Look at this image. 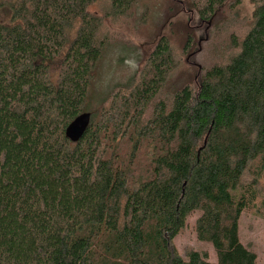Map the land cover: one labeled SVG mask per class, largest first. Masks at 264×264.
Returning a JSON list of instances; mask_svg holds the SVG:
<instances>
[{
	"label": "trees",
	"instance_id": "16d2710c",
	"mask_svg": "<svg viewBox=\"0 0 264 264\" xmlns=\"http://www.w3.org/2000/svg\"><path fill=\"white\" fill-rule=\"evenodd\" d=\"M141 1L0 0V264H255L238 222L256 196L244 176L264 161V0H250L249 26L196 82L163 98L175 68L162 35L149 73L117 102L121 91L114 94L104 120L96 125L91 114L77 143L64 136L85 112L108 44L105 23ZM197 3L211 25L241 0ZM193 42L188 35L184 53ZM59 56L54 79L49 64ZM122 136L126 162L104 148ZM141 159L148 163L134 176ZM194 213L196 238L212 245L214 263L175 250Z\"/></svg>",
	"mask_w": 264,
	"mask_h": 264
},
{
	"label": "rangeland",
	"instance_id": "374dc122",
	"mask_svg": "<svg viewBox=\"0 0 264 264\" xmlns=\"http://www.w3.org/2000/svg\"><path fill=\"white\" fill-rule=\"evenodd\" d=\"M197 1L142 0L126 18L105 23L104 35L108 38V44L92 73L91 89L84 106V113L94 115L96 125L104 120L105 111H110L116 105L112 100L116 92L121 91L115 99L117 102L127 95L126 89L129 86L132 87L149 73L147 56L160 36L168 37L173 50L175 72L163 90V98H170L173 88L189 81L196 82L201 69H208L223 60L229 47V37L244 33L251 22L253 5L250 0H241L237 7H225L222 15L212 21L211 25L210 22H202L204 20L196 14ZM146 5L148 10H145ZM0 19H6L5 12L0 13ZM188 35L193 37V47L188 53H184L182 48ZM61 56L49 64L54 79L61 71ZM113 91L115 92L110 97H106ZM118 139L116 145L104 146L106 154L118 153L126 162L128 144L124 136ZM147 163L146 159H141L134 176L143 173ZM244 179L253 184L256 196L250 199L248 207L240 216L238 236L240 243L256 255L255 264H264V161L259 158L254 160ZM235 194L237 197L241 194L248 197V193L242 189H238ZM198 216V213H194L188 217L173 245L183 259L190 252H198L205 254L208 262L214 263L216 255L212 245L196 238L195 221Z\"/></svg>",
	"mask_w": 264,
	"mask_h": 264
},
{
	"label": "water",
	"instance_id": "95a60500",
	"mask_svg": "<svg viewBox=\"0 0 264 264\" xmlns=\"http://www.w3.org/2000/svg\"><path fill=\"white\" fill-rule=\"evenodd\" d=\"M91 120L90 113L79 114L65 129L64 136L71 143H77L87 131Z\"/></svg>",
	"mask_w": 264,
	"mask_h": 264
}]
</instances>
